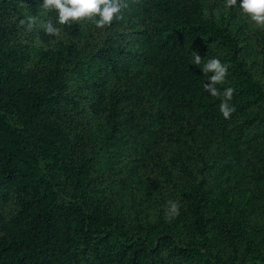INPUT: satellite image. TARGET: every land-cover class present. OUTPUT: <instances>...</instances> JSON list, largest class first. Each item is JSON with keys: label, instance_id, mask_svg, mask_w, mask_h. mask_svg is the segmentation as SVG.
Returning <instances> with one entry per match:
<instances>
[{"label": "trees", "instance_id": "16d2710c", "mask_svg": "<svg viewBox=\"0 0 264 264\" xmlns=\"http://www.w3.org/2000/svg\"><path fill=\"white\" fill-rule=\"evenodd\" d=\"M40 3L0 0V264H264V28L126 0L57 39ZM197 52L228 66L221 96Z\"/></svg>", "mask_w": 264, "mask_h": 264}, {"label": "clouds", "instance_id": "9594fccd", "mask_svg": "<svg viewBox=\"0 0 264 264\" xmlns=\"http://www.w3.org/2000/svg\"><path fill=\"white\" fill-rule=\"evenodd\" d=\"M40 6L46 12H54L56 21L44 22L43 28L46 33L54 35L57 39L61 37V26L84 19L92 20L97 28L103 29L111 26L113 21L123 19L124 9L127 8L126 0H42ZM238 7L255 26L264 28V0H226V7ZM29 27L35 17L29 16ZM23 23V21H21ZM202 58L194 53L193 65L200 66L203 74L207 76L204 84L205 89L212 96H221L218 84H223L226 80L228 66L218 57L207 59L201 67ZM211 73V74H210ZM234 89L227 87L223 89V98L220 102V111L225 118H230L235 108L230 105ZM180 204L178 201L169 200L165 210L168 218L178 216Z\"/></svg>", "mask_w": 264, "mask_h": 264}]
</instances>
